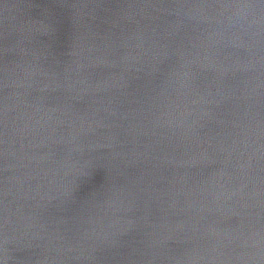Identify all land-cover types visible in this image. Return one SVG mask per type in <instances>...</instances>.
Listing matches in <instances>:
<instances>
[{
  "label": "water",
  "instance_id": "1",
  "mask_svg": "<svg viewBox=\"0 0 264 264\" xmlns=\"http://www.w3.org/2000/svg\"><path fill=\"white\" fill-rule=\"evenodd\" d=\"M73 2L76 0H0V110L7 92L12 109L10 130L13 125L16 130L14 143L10 145L16 154L9 157V163L15 167L7 175L23 178L30 171L33 176L13 188L19 197L15 206L24 214L33 210L40 196L49 191L44 175L67 160L71 149L75 158L100 163L81 173L63 176L58 189L74 182L69 202L60 211L49 206L45 213L66 221L60 227L69 239L80 230L78 207L107 187L119 171L120 183L131 193L134 204L131 215L142 217L141 230L126 240L138 242L145 239V232L155 231L173 237L167 247L177 254L193 245L210 247L217 239L227 246L225 251L239 250V241H231L230 237L237 230L247 232L254 227L258 209L244 206L252 203L247 197L234 195L228 199L222 193L245 185L248 174L240 167L248 160V152L240 144L244 138L241 133L244 110L264 113L262 96L250 94L248 99L239 101L227 96L230 92L239 96L246 81L249 89L256 83L254 74L239 66L247 60L249 49L220 46L219 59L235 69L222 78L211 69L192 66L189 100L204 96L207 101L189 105L192 115L187 117L188 122L198 120L200 125L197 135L192 137L186 129L158 121L148 110L147 97L152 93L150 77L145 73L151 70V61L144 63L140 78H132L127 87L121 86L120 75L124 71L121 60L129 52L134 55L138 51L137 21L141 25L151 23L127 6L148 0H81L89 5L83 11L89 13L85 21L95 41L92 51L85 53L87 59L71 55L76 29L68 23L63 5ZM45 9L55 13L56 31L51 35L45 34ZM213 11L209 10L210 14ZM147 12L156 15L151 10ZM174 20L175 16L161 13L156 23L163 28ZM206 28L208 25L197 26L194 22L187 25L174 37L175 45L197 43L196 36ZM49 52L52 56L45 59ZM195 56L192 49L190 58ZM179 62V55L165 60L159 65L154 82L158 83L163 73ZM6 63L14 69L10 83L15 81L7 90L3 86ZM51 63H55L59 73L55 79L41 71ZM32 65L35 75H29ZM38 108L47 115L42 111L36 119L43 116L48 123L33 121L25 128L27 117ZM3 134L0 115V188L4 180ZM21 143L25 145L23 152ZM243 191L252 192L253 185L247 183ZM260 222L264 223V218ZM212 229L219 231L220 236L207 234ZM40 251L25 250L17 255L22 259L31 256L34 261ZM99 264H123V261L120 256L104 254Z\"/></svg>",
  "mask_w": 264,
  "mask_h": 264
},
{
  "label": "clouds",
  "instance_id": "2",
  "mask_svg": "<svg viewBox=\"0 0 264 264\" xmlns=\"http://www.w3.org/2000/svg\"><path fill=\"white\" fill-rule=\"evenodd\" d=\"M67 11L68 23L76 29L71 55L87 59L86 52L92 51L95 41L90 35L91 29L85 21L84 9H89L87 3L76 0V2L63 5ZM134 10L135 15H142L149 20V25L137 24L139 28L135 39L138 43L135 48L138 51L133 55L131 52L125 56L121 63L124 71L120 75L122 87L129 86L132 78H140L139 73L143 65L151 61V70L145 73L150 77L151 95L147 97L148 110L158 121L166 123L170 127L183 128L195 137L198 133V120L188 122L187 117L192 115L190 104L207 102L204 96L198 100H189L192 91L191 81L193 79L192 66L211 69L222 78L227 73L234 71L232 65H225L218 57L220 46L246 47L249 49L247 60L239 65L245 71H251L256 81L254 87L249 89V82L244 83L240 95L236 92L227 93L229 98L236 101L248 99L250 94L264 97V0H172V2H148L128 5ZM151 10L156 15H149ZM209 10H214L211 14ZM166 13L175 16V20L161 28L156 23L160 14ZM45 22V34L51 35L56 31L55 13L45 9L43 13ZM195 25L205 24L208 28L200 31L196 36L197 43L189 42L186 45H175L174 37L178 36L182 29L191 23ZM195 49V58L192 56ZM9 51L6 44L5 53ZM179 55L180 62L177 66H170L163 78L155 83L156 73L160 72L159 65L173 56ZM52 56L49 52L44 58ZM202 57V59H201ZM227 59V57H225ZM54 60V57H53ZM139 65V66H138ZM14 71L6 63L3 75V86L7 90L11 83L10 76ZM35 68L31 66L29 75H35ZM41 71L45 75L57 78L59 73L55 63L49 64ZM68 70L65 69V76ZM127 74V79L125 78ZM130 74H135L130 76ZM47 87V86H45ZM210 94V93H208ZM222 98H223V94ZM9 95L5 92L2 110L4 125V180L0 188V264H99L104 254L120 256L123 264H264V113H252L249 109L244 110V121L241 124L243 140L240 141L248 152V160L240 167L247 170L245 185L233 190L231 193H222L228 199L234 195L241 198L247 197L252 203L244 205L258 209L255 214V226L249 231L237 230L231 235V241H239V250L229 249L220 241L216 240L210 247L202 248L193 245L186 248L182 254H177L167 247L168 241L173 239L170 235L153 232H145V239L141 241L126 240L141 230V219L131 215L134 204L130 199L131 193L120 183L121 173L117 171L111 183L95 192L90 201L81 204L78 209L80 223L79 231L75 237L69 239L64 234L66 221L61 218L46 215L49 206L60 211L68 204L71 189L74 182L58 189L57 185L63 176L69 173L78 174L84 169L95 166L100 161L94 159L75 158L70 149L67 160L45 174L44 179L49 189L48 193L40 196L33 206V210L24 214L19 206H15L19 199L13 192V188L22 186L26 181L32 180V173H25L23 178L19 176H8L7 173L14 164L9 163V157L16 153L10 148L14 143L12 137L16 134L15 126L10 130ZM47 112L38 108L35 113L27 117L25 128L33 121L35 124H47V120L36 119L37 113ZM200 126V125H199ZM23 132L24 129H19ZM188 138V135H185ZM235 143V141H234ZM25 145L21 143L20 150L23 152ZM25 156L22 159H25ZM27 167V165H25ZM247 183L253 185V191L245 193L243 188ZM39 195V190H36ZM214 198L218 199L214 193ZM11 197V199H10ZM35 199V196L31 197ZM53 201L56 203L53 204ZM203 211V208L200 209ZM214 237H219L220 232L216 229L207 231ZM40 249V254L33 261L32 257L20 258L17 253Z\"/></svg>",
  "mask_w": 264,
  "mask_h": 264
}]
</instances>
